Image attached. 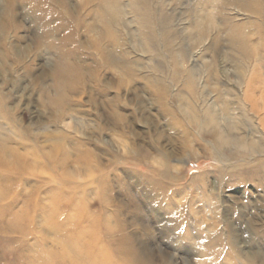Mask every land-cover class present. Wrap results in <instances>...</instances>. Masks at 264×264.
Returning a JSON list of instances; mask_svg holds the SVG:
<instances>
[{"label": "rangeland", "instance_id": "rangeland-1", "mask_svg": "<svg viewBox=\"0 0 264 264\" xmlns=\"http://www.w3.org/2000/svg\"><path fill=\"white\" fill-rule=\"evenodd\" d=\"M262 97L264 0H0V264H264Z\"/></svg>", "mask_w": 264, "mask_h": 264}, {"label": "bare ground", "instance_id": "bare-ground-1", "mask_svg": "<svg viewBox=\"0 0 264 264\" xmlns=\"http://www.w3.org/2000/svg\"><path fill=\"white\" fill-rule=\"evenodd\" d=\"M128 5V4H127ZM108 7V6H107ZM100 8V7H99ZM227 9V8H226ZM111 15V14H110ZM212 16V15H211ZM162 21V20H161ZM198 22V21H197ZM196 22V23H197ZM195 27V26H194ZM217 40V39H216ZM105 49V48H104ZM107 51V50H106ZM103 54V53H102ZM109 55V54H108ZM195 55V54H193ZM105 59V58H104ZM176 60V59H175ZM64 64V63H63ZM68 64V63H67ZM76 66V65H75ZM78 67V65H77ZM76 68V67H75ZM81 69V67H80ZM64 73L66 75H70L72 70L69 68V67H65L63 69ZM74 71V70H73ZM78 71V70H77ZM73 73V72H72ZM76 71L73 73L75 75ZM82 73V72H81ZM63 74V73H62ZM79 74V73H78ZM81 75V74H80ZM82 77V76H81ZM66 79V78H65ZM59 81V80H58ZM199 81V80H198ZM207 81V80H206ZM191 82V81H190ZM205 82V81H203ZM68 83V82H67ZM218 83V82H217ZM56 85V84H55ZM215 85V84H214ZM189 86V85H188ZM201 86V85H200ZM65 87V86H64ZM223 87V86H222ZM57 90H58V87H56ZM60 88V87H59ZM195 88V87H194ZM60 90V89H59ZM63 90V89H62ZM61 90V91H62ZM220 91V90H219ZM241 92V91H240ZM245 96H247V99L249 101H251L253 107H255L256 105H258V100L257 99H253L251 97V95H249V92L246 91L245 92ZM210 94V93H209ZM211 96V95H210ZM60 97V96H58ZM212 97V96H211ZM60 99V98H59ZM213 99V98H212ZM53 100V99H52ZM243 100V99H242ZM262 100H263V105H264V97H262ZM58 102V100H56ZM208 101V100H207ZM214 101V99H213ZM211 103V102H210ZM225 103V102H224ZM208 104V103H207ZM214 106V105H213ZM194 109V108H193ZM253 115V114H252ZM258 115H260V113H258ZM203 117V116H202ZM190 122V121H189ZM209 122V121H208ZM231 122V121H230ZM227 123L226 126H223L224 128V131H227L229 132L231 135V139L233 141H235L237 144H243L245 141H248V138H247V134L246 133H242V134H234L232 133L233 130H235L237 128V126H235L234 124H231V123ZM236 122V121H235ZM264 122V121H262ZM186 123V122H185ZM240 124V122H239ZM244 126V125H243ZM186 127V126H185ZM243 128V127H242ZM261 128V127H260ZM244 129V128H243ZM264 129V128H263ZM186 131V130H185ZM223 131V130H222ZM248 132V131H247ZM258 132V131H257ZM249 133V132H248ZM218 137V136H217ZM223 137V136H222ZM253 137V136H252ZM230 139V138H229ZM256 142V141H255ZM5 143V141H4ZM7 144V143H6ZM252 144V143H251ZM8 146V145H7ZM261 147V146H260ZM25 154V153H24ZM23 153L21 152H18V149L17 148H13V147H3L1 148L0 147V169H4V170H8V171H16L19 169V165H23L22 167L24 168V171H27L28 169H30L29 165H28V156L29 154L27 155H24ZM9 156L10 157H14L15 158V162L10 160L9 159ZM23 161H25L26 165L27 166H24V163ZM21 168V169H23ZM3 170V171H4ZM1 171V170H0ZM4 204L0 201V226H1V223L5 222L6 220L8 221H11V222H20L22 221V216L19 214V210L15 211V208L13 207V204L12 205H8V206H3ZM7 215V216H6ZM21 237V236H20ZM13 238V237H12ZM17 239V238H16ZM15 239V240H16ZM1 241H5V240H1ZM8 241V240H6ZM12 241V239H11ZM17 241V240H16ZM2 242V243H3ZM14 243V242H13ZM12 243V244H13ZM18 244V243H17ZM4 246V245H3ZM5 248V247H4ZM119 256V255H118ZM120 257V256H119ZM121 258V257H120ZM123 262L125 261L126 264H139V262L136 260V259H133V258H128V257H124L122 258ZM23 261V260H22ZM17 263V262H16Z\"/></svg>", "mask_w": 264, "mask_h": 264}]
</instances>
